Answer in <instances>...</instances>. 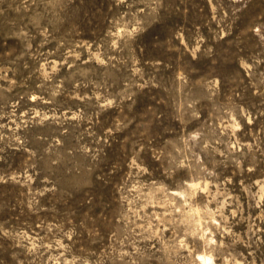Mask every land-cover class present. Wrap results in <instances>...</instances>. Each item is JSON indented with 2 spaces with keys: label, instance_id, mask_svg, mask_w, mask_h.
<instances>
[{
  "label": "rangeland",
  "instance_id": "obj_1",
  "mask_svg": "<svg viewBox=\"0 0 264 264\" xmlns=\"http://www.w3.org/2000/svg\"><path fill=\"white\" fill-rule=\"evenodd\" d=\"M0 264H264V0H0Z\"/></svg>",
  "mask_w": 264,
  "mask_h": 264
}]
</instances>
